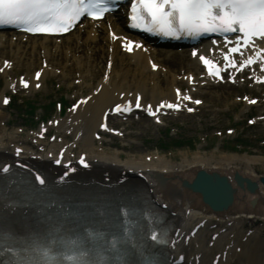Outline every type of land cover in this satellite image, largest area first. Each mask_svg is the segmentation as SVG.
<instances>
[{"label":"bare ground","instance_id":"bare-ground-1","mask_svg":"<svg viewBox=\"0 0 264 264\" xmlns=\"http://www.w3.org/2000/svg\"><path fill=\"white\" fill-rule=\"evenodd\" d=\"M120 21L117 14L109 23L95 24L82 33L77 29L60 39L0 32V77H5L1 99L10 91L24 89L20 79L17 82L12 77L18 70L25 74V82L31 83L28 92L36 93L38 83L45 86L50 77H57L61 83L78 88L74 96L83 97L82 103L60 117L57 124L41 126L33 132V144L13 138L0 105V159H20L32 170L40 168L54 173L61 171L69 161L68 167L76 173L87 170L91 176L124 177L137 184L140 191L147 192L163 205L173 218L168 245L172 264H264V225L247 229L242 225L251 217L264 220V188L260 184L254 194L238 187L234 205L221 212L208 210L197 193L181 184L182 180L190 181L199 168L230 174L239 171L258 180L254 165L264 162V156L217 155L216 147L210 154L197 150L174 160L158 151L141 150V146L104 143L94 137L107 109L118 105L134 108L135 99H140L141 107L129 118L140 117L141 126L145 124L143 121L159 126L164 116L147 118L143 109L155 111L161 102H178L198 109L196 94L204 101L216 100L229 96L231 89L246 83L252 89L262 85L241 73L235 75L236 85H221L207 77L199 59L208 54L206 46L196 47L198 54L194 56L192 48L155 50L138 39L131 53L124 52L121 43L128 33ZM76 31L78 34L74 35ZM118 36L120 39L116 38ZM6 60L8 65H5ZM151 60L159 65L157 70L152 68ZM36 71L40 72L39 79ZM190 76L194 77V85L189 84ZM176 88L182 90L180 98L174 92ZM188 94L193 101H188ZM177 113L170 111L172 116ZM50 127L60 139L43 147L45 143L37 135L46 133ZM122 132L124 130L118 134H127ZM70 137L72 140L68 141ZM17 148L19 152L15 153ZM120 148L130 151L122 152ZM60 152L61 167L52 166L50 161ZM82 159L87 166H81ZM253 197L257 202L250 208L247 204ZM192 229L195 230L191 232Z\"/></svg>","mask_w":264,"mask_h":264},{"label":"snow or ice","instance_id":"snow-or-ice-1","mask_svg":"<svg viewBox=\"0 0 264 264\" xmlns=\"http://www.w3.org/2000/svg\"><path fill=\"white\" fill-rule=\"evenodd\" d=\"M116 3L117 0H0V26L10 25L30 33L62 34L71 31L85 15L97 20L102 19L105 13L115 11ZM128 19L135 22L133 26L142 27L148 32L164 37H196L215 33L224 35L226 43L231 45L233 42L227 40V34L241 33V36L236 37L235 46L229 47L228 52L223 54V66L205 56L199 57L209 75L220 79H223L222 73L230 66L237 67L231 54L239 53L242 47L254 45V37L264 39V0H132ZM125 47L131 51L135 42L132 45L126 44ZM196 54L194 51L193 55ZM258 60L264 61V49L240 63L239 69L253 65ZM261 68L264 70V63ZM37 78L39 79V74ZM27 86L25 82V87ZM187 99L192 98L188 96ZM7 102L6 100L5 103ZM195 102L201 103L199 100ZM135 107H141L139 100ZM164 107L178 110L181 104L162 103L159 106L160 109ZM121 110L118 105L116 111ZM151 114L156 115L155 112ZM16 151L18 153L19 149ZM81 163L87 166L83 159ZM3 170L7 171V166ZM35 180L41 186L45 183L39 175ZM4 208L7 209V203ZM0 231L4 233L7 245L11 230L5 229L0 221ZM151 238L156 240L157 235L153 234ZM116 250L117 245L111 243L109 248L104 249V255L97 258L88 247L82 246L77 255L66 256L61 260L54 258L53 249L49 245L31 249L21 245L5 247L0 251V255L13 258V264H114L112 257L115 254L118 264H139L134 258V248L129 247L124 255H120ZM37 255L39 258H36ZM0 264H9V261L0 260Z\"/></svg>","mask_w":264,"mask_h":264},{"label":"rangeland","instance_id":"rangeland-1","mask_svg":"<svg viewBox=\"0 0 264 264\" xmlns=\"http://www.w3.org/2000/svg\"><path fill=\"white\" fill-rule=\"evenodd\" d=\"M21 71H16L13 76H18L22 73ZM2 86L3 84L0 83V90ZM58 86V81L50 78L46 82V87L38 93H28V97L25 96L27 93H24L23 96L16 94L11 107H7L3 112L12 124L10 126L12 131L18 130V126L23 128L18 133L15 131L14 136L30 139L31 131L36 127L34 123L36 124L39 119L43 118L45 122L54 119L57 112L54 108L55 103L52 106L53 102L63 100L67 107L72 104L75 99L72 96L76 90L69 88L67 84H62L60 88ZM243 91V89H233L228 98L220 96L216 100L208 99L203 110L198 114L170 118L166 121L167 124L160 129L152 123L141 126L139 122L135 121L134 127H137L139 136L123 139L108 135L104 138L105 142L115 140L120 145L142 146L141 150L148 148L149 150L158 149L160 152L169 150L173 159H179L185 151L190 154L200 150L205 154H210L216 147L219 149L216 152L217 155H242L245 153L255 156L264 155V87L252 93V96L258 98V102L247 109L244 108L245 101L241 100L245 93ZM22 97L28 99L27 103H30L33 108H38L37 110L32 108L34 116L23 115L25 107L18 102ZM236 97H239L240 100H236ZM250 121L255 123L251 124ZM118 127L122 128V125ZM227 130H232V132L227 133ZM233 142H238L236 143L238 148L235 150H232L231 147L228 148L229 145H233ZM255 171L264 173V163H257ZM246 225L257 226L260 225V222L248 219Z\"/></svg>","mask_w":264,"mask_h":264},{"label":"water","instance_id":"water-1","mask_svg":"<svg viewBox=\"0 0 264 264\" xmlns=\"http://www.w3.org/2000/svg\"><path fill=\"white\" fill-rule=\"evenodd\" d=\"M207 180H210V177H207ZM205 199H212V196L215 194L220 195V201L215 206H224L230 201V193L227 188V185L221 180H215L210 183V186L203 190Z\"/></svg>","mask_w":264,"mask_h":264}]
</instances>
